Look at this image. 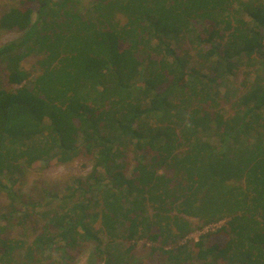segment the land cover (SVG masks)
<instances>
[{
    "label": "trees",
    "instance_id": "1",
    "mask_svg": "<svg viewBox=\"0 0 264 264\" xmlns=\"http://www.w3.org/2000/svg\"><path fill=\"white\" fill-rule=\"evenodd\" d=\"M80 7L0 16L22 32L0 47V264H75L88 244L105 264L139 245L138 264H264V0ZM78 158L76 186L24 199L32 168Z\"/></svg>",
    "mask_w": 264,
    "mask_h": 264
},
{
    "label": "rangeland",
    "instance_id": "2",
    "mask_svg": "<svg viewBox=\"0 0 264 264\" xmlns=\"http://www.w3.org/2000/svg\"><path fill=\"white\" fill-rule=\"evenodd\" d=\"M20 0H0V16L5 11H7L10 7L17 6ZM58 1V0H54ZM80 2V8L89 7L91 5L92 0H78ZM0 30H4L1 29ZM22 32L19 31H0V47L4 44L17 40L21 37ZM36 58L34 56L28 57L23 61V65L28 70L32 69L33 63L35 62ZM1 79V78H0ZM242 80V76L239 74L236 83L239 84ZM3 81L0 80V86H2ZM4 85V84H3ZM27 85L29 83L27 82ZM91 169V162L84 160L83 158L76 159L73 163L64 165V166H57L54 163L45 169L43 164H40L32 168L30 173L28 174V182L24 185L21 189V192L24 194V199H28L29 202L34 201H43L44 199V192L53 191L59 194H63L66 190V187H74L76 186L75 179L77 178H85ZM49 200V207L52 208L53 204ZM55 205L56 204L55 202ZM3 200H0V211L2 210ZM39 211V210H38ZM39 218V217H37ZM189 222L191 224V228H193V232L189 235L186 239H193L194 241L198 240V236L200 233L205 232L209 227L200 230L197 226V220L189 218ZM218 226V225H217ZM32 238V235H30ZM122 246V245H121ZM92 245L88 244L85 248V253H82L75 264H105L104 257H97V259L91 257V250ZM90 251V253H89ZM135 256L132 257L131 264H138V262H142L148 259V249L142 248L139 245L137 251H134Z\"/></svg>",
    "mask_w": 264,
    "mask_h": 264
}]
</instances>
